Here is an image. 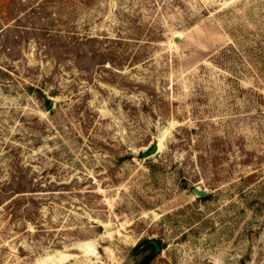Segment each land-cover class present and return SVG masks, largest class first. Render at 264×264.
Masks as SVG:
<instances>
[{
    "label": "rangeland",
    "instance_id": "374dc122",
    "mask_svg": "<svg viewBox=\"0 0 264 264\" xmlns=\"http://www.w3.org/2000/svg\"><path fill=\"white\" fill-rule=\"evenodd\" d=\"M153 239L264 264V0H0V264Z\"/></svg>",
    "mask_w": 264,
    "mask_h": 264
},
{
    "label": "trees",
    "instance_id": "16d2710c",
    "mask_svg": "<svg viewBox=\"0 0 264 264\" xmlns=\"http://www.w3.org/2000/svg\"><path fill=\"white\" fill-rule=\"evenodd\" d=\"M47 104L49 105L51 103V100H46ZM139 157L142 159V154H139ZM205 196H202V198ZM157 242L160 244L161 248L163 249V243L161 240H157ZM133 254L135 255H142V258L139 259V261L135 262L134 264H150L151 261L157 256L158 253H155V247L149 242H139L133 249Z\"/></svg>",
    "mask_w": 264,
    "mask_h": 264
},
{
    "label": "water",
    "instance_id": "95a60500",
    "mask_svg": "<svg viewBox=\"0 0 264 264\" xmlns=\"http://www.w3.org/2000/svg\"><path fill=\"white\" fill-rule=\"evenodd\" d=\"M175 40L178 41V38H176ZM52 107H53V102H51L48 105V109H51ZM158 148H159L158 143H155L150 148L143 150L141 154L143 158H148L152 156L153 154H155L158 151ZM193 192H195L199 196H203L206 194V190H202L198 187H194ZM149 242L155 247V253H160L162 251V248L160 244L157 242V240L153 239V240H150Z\"/></svg>",
    "mask_w": 264,
    "mask_h": 264
},
{
    "label": "bare ground",
    "instance_id": "6f19581e",
    "mask_svg": "<svg viewBox=\"0 0 264 264\" xmlns=\"http://www.w3.org/2000/svg\"><path fill=\"white\" fill-rule=\"evenodd\" d=\"M76 245V244H75ZM73 245V247L75 246ZM76 250H80V251H84V250H88V247L85 243H80L78 244V246L75 248ZM59 255V254H58ZM65 257L62 258V261H64ZM61 261V260H60Z\"/></svg>",
    "mask_w": 264,
    "mask_h": 264
}]
</instances>
